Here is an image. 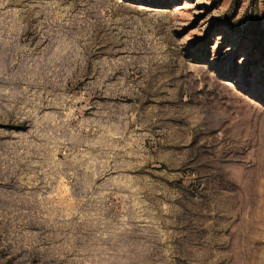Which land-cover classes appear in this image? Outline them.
Returning <instances> with one entry per match:
<instances>
[{
	"label": "rangeland",
	"instance_id": "1",
	"mask_svg": "<svg viewBox=\"0 0 264 264\" xmlns=\"http://www.w3.org/2000/svg\"><path fill=\"white\" fill-rule=\"evenodd\" d=\"M0 264H264V0H0Z\"/></svg>",
	"mask_w": 264,
	"mask_h": 264
}]
</instances>
